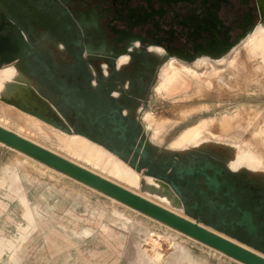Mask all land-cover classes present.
Masks as SVG:
<instances>
[{
  "label": "flooded vegetation",
  "instance_id": "1",
  "mask_svg": "<svg viewBox=\"0 0 264 264\" xmlns=\"http://www.w3.org/2000/svg\"><path fill=\"white\" fill-rule=\"evenodd\" d=\"M259 14L256 0H0L7 31H23L28 43L27 87L52 117L121 153L145 149L139 174L165 183L185 218L264 257V178L243 168L260 166L251 153L233 145L230 158L203 146L206 133L161 151L141 119L171 63L225 64L258 32ZM109 115L124 139L100 132L116 127Z\"/></svg>",
  "mask_w": 264,
  "mask_h": 264
},
{
  "label": "rangeland",
  "instance_id": "2",
  "mask_svg": "<svg viewBox=\"0 0 264 264\" xmlns=\"http://www.w3.org/2000/svg\"><path fill=\"white\" fill-rule=\"evenodd\" d=\"M258 40L261 48L255 55L248 53ZM262 48L264 34L258 31L217 67L171 63L197 79L180 73L179 83L165 93L160 75L156 93L141 114L158 149L183 148L206 133L203 146L230 158L237 154L231 147L239 146L251 153L250 162L260 165L243 168L264 178ZM213 70L220 71L219 80L210 78ZM224 121L229 127L220 130ZM0 127L139 195L134 171L82 137L67 136L2 102ZM90 152L99 155L97 161ZM116 166L132 184L116 177L112 169ZM0 264L241 263L0 144Z\"/></svg>",
  "mask_w": 264,
  "mask_h": 264
},
{
  "label": "water",
  "instance_id": "3",
  "mask_svg": "<svg viewBox=\"0 0 264 264\" xmlns=\"http://www.w3.org/2000/svg\"><path fill=\"white\" fill-rule=\"evenodd\" d=\"M257 3L261 18L264 19V0H257ZM6 26H11V24L7 23L5 18L1 16L0 69L7 66H14L23 73V66L21 63L23 55L28 49L25 34L23 31H7ZM9 89V93L0 96V102L12 106L22 113L35 117L36 119L53 127L54 129L62 131L63 133L75 134L84 137L116 156L137 173L140 172V165H136L134 161L137 157H139L138 161H145L147 154L145 149H142L141 147H130V151L133 152L132 155H128L127 152L121 153L118 148L100 143L95 138L80 131L78 128H70L60 115H56L57 119L52 117L51 115H53L54 112L46 106L44 99L38 94H34L29 87L21 84H14L11 85ZM108 119L109 123L115 125L116 127L112 128L108 132H103L102 129H100L103 136H108L112 139H124V128L121 126V120L116 122L110 115L108 116ZM0 144L19 152L62 175H65L76 182L81 183L82 185L87 186L134 211L154 219L161 224L182 233L185 236L211 249H214L241 264H264V257L248 250L238 243L229 240L216 229L202 226L197 222H193L188 218L179 216L170 210L160 207L16 135L11 131L3 129L2 127H0ZM145 178L150 177L143 174L142 179ZM206 185L209 187V184ZM140 191L142 193L145 192L142 185L140 186ZM177 210H181L179 201Z\"/></svg>",
  "mask_w": 264,
  "mask_h": 264
},
{
  "label": "bare ground",
  "instance_id": "4",
  "mask_svg": "<svg viewBox=\"0 0 264 264\" xmlns=\"http://www.w3.org/2000/svg\"><path fill=\"white\" fill-rule=\"evenodd\" d=\"M256 3H257V0H256ZM257 6H258V3H257ZM258 9H259V7H258ZM260 13V12H259ZM260 16V23H259V26H258V31H260L262 34H264V19H262L261 18V14H259ZM261 46H262V43H261V41L259 42V40L258 41H256L255 43H253V44H251L250 45V47H249V52L248 53H250V54H254V52L256 51V50H258V49H260L261 48ZM262 49H264V48H262ZM261 51V50H260ZM255 55V54H254ZM257 55V54H256ZM231 67V66H230ZM232 67H234V66H232ZM232 70H233V68H231ZM230 69V70H231ZM216 70H213V72L210 74L211 76H210V78H213V77H215L216 79H218L219 80V77L220 76H218V73L217 72H220V71H217V72H215ZM180 73L181 74H185L186 76H189V77H191V78H193L194 80L195 79H197L195 76H194V74L193 73H190V72H182V71H180L179 69H177V68H175V67H173V66H169L168 67V69L165 71V79H164V81L161 83V89L162 90H164L165 91V93L166 92H170L172 89H174L175 87H176V85L179 83V79H181V77H180ZM210 78H208V79H210ZM185 79V78H184ZM189 80V79H188ZM223 82V81H222ZM228 82H230V83H233L234 81H228ZM14 84H21V85H23V86H27V84H28V80H27V78L25 77V74L24 73H22V72H20L16 67H14V66H7V67H4V68H1L0 69V96H2V95H6L7 93H9L10 92V86L11 85H14ZM194 85V84H193ZM197 86V85H196ZM198 87H196V89H197ZM199 90V89H198ZM197 90V91H198ZM186 97H187V95H186ZM182 98V97H181ZM184 100H185V98H184ZM187 100V99H186ZM9 106V105H8ZM9 107H11V108H14V107H12V106H9ZM23 114H25V113H23ZM25 115H27V114H25ZM27 116H30V115H27ZM30 117H32V116H30ZM32 118H34V119H36L35 117H32ZM36 120H38V119H36ZM28 121V120H27ZM31 121V120H30ZM38 121H40V120H38ZM40 122H42V121H40ZM43 123V122H42ZM229 121H224L223 122V124L222 125H219V128H220V130H222V129H224V126H227V127H229ZM45 124V123H44ZM47 125V124H46ZM49 126V125H48ZM51 127V126H50ZM3 129H6V128H4V127H2ZM51 128H53V127H51ZM263 128V127H262ZM54 129V128H53ZM6 130H8V129H6ZM55 130H57V129H55ZM263 130V129H262ZM261 130V131H262ZM9 131V130H8ZM57 131H59V130H57ZM12 132V131H11ZM59 132H61V133H63L62 131H59ZM259 132V131H258ZM263 132V131H262ZM14 133V132H13ZM15 134L16 135H18V136H20L19 134H17L16 132H15ZM63 134H65V135H67V136H79V135H75V134H66V133H63ZM264 134V133H263ZM260 135V134H259ZM21 137V136H20ZM79 137H81V136H79ZM23 138V137H22ZM82 138H84V137H82ZM60 140H61V138H59ZM85 139V138H84ZM27 140V139H26ZM87 140V139H86ZM29 141V140H28ZM87 141H89V140H87ZM264 141V140H263ZM31 142V141H30ZM89 142H91V141H89ZM33 143V142H32ZM91 143H93V142H91ZM34 144H36V143H34ZM93 144H95V143H93ZM262 144V143H261ZM37 145V144H36ZM64 145H67V144H64ZM64 145H62V146H64ZM95 145H97V144H95ZM260 145V144H259ZM39 146V145H38ZM82 146V145H81ZM98 147H100V148H102L101 146H99V145H97ZM264 146V145H263ZM41 147V146H40ZM65 147V146H64ZM66 147H68V146H66ZM75 148V147H74ZM66 149V148H65ZM68 149V148H67ZM104 151H106L104 148H102ZM69 150H70V148H69ZM80 150V149H79ZM83 150V149H82ZM82 150H80V151H82ZM49 151V150H48ZM51 152V151H50ZM68 152H70V151H68ZM87 152V151H86ZM107 153H109L110 155H112L115 159H117L118 161H120V162H122L120 159H118L116 156H114L113 154H111L110 152H108V151H106ZM53 153V152H52ZM76 153H77V151H76ZM81 153V152H80ZM84 153H85V150H84ZM55 154V153H54ZM90 154V158L94 161V160H96L97 161V157L99 156V155H96V154H93L92 152H90L89 153ZM57 155V154H56ZM86 155V154H85ZM59 156V155H58ZM61 157V156H60ZM63 158V157H62ZM64 159H66V158H64ZM67 160V159H66ZM100 160H102V159H100ZM108 160H109V158H108ZM111 160V159H110ZM68 161H70V160H68ZM70 162H72V163H74V164H76V165H78V166H80L79 164H77L76 162H73V161H70ZM99 162V161H98ZM101 162V161H100ZM99 162V163H100ZM105 162V161H104ZM103 162V163H104ZM107 162V161H106ZM111 163H113V162H111ZM123 164H125L124 162H122ZM106 164V163H105ZM104 165V164H103ZM115 165V164H114ZM126 165V164H125ZM109 166V165H108ZM118 166V165H117ZM112 167V169L113 170H115V174H116V177H118V178H121V179H123L124 181H126V182H128V183H131L132 184V180H131V178H130V176L126 173V172H123L122 170H121V168H120V166H119V168L118 167ZM128 166V165H127ZM80 167H82V166H80ZM106 167H107V165H106ZM130 168V167H129ZM85 169V168H84ZM131 169V168H130ZM86 170H88V169H86ZM132 171H134V174H135V177H136V187H135V190H137L138 192H139V195L138 194H136V193H134V194H136V195H138V196H140V197H142V198H144V199H146V200H148V201H150V202H152V203H154V204H156V205H158V206H160V207H163V208H165V209H167V210H170V211H172V212H174L175 214H177V215H179V216H182V217H184L182 214H181V212L180 211H178L177 210V208H178V199H177V197L175 196V194L173 193V191L166 185V184H164V183H162L161 181H159V180H157V179H155V178H145V179H142V177H141V175L139 174V173H137L135 170H133V169H131ZM88 171H90V170H88ZM112 171V170H111ZM90 172H92V171H90ZM92 173H94V174H96V175H98V176H100L101 178H103V179H105V180H107V181H110V182H112V183H114V184H116L115 183V181L113 182L112 180H110V179H107V178H105V177H103V176H101L100 174H98V173H95V172H92ZM112 175V174H111ZM107 177V176H106ZM116 181L117 182H119L117 179H116ZM116 185H118V183L116 184ZM121 185V184H120ZM120 185H118V186H120ZM124 185V184H123ZM143 186V188H144V190H145V192L144 193H142L141 191H140V186ZM120 187H122L123 189H125V190H127V191H130V192H132L131 190H129V189H127V188H125V187H123L122 185L120 186ZM133 188V187H132ZM113 200V199H112ZM115 201V200H114ZM157 251H155V253H156ZM154 255V254H153ZM154 256H156V254L154 255ZM160 256V255H159ZM158 257V256H157ZM159 258V257H158ZM161 258V257H160Z\"/></svg>",
  "mask_w": 264,
  "mask_h": 264
}]
</instances>
